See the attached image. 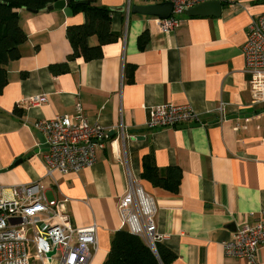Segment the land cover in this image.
Returning <instances> with one entry per match:
<instances>
[{"label":"crops","instance_id":"crops-1","mask_svg":"<svg viewBox=\"0 0 264 264\" xmlns=\"http://www.w3.org/2000/svg\"><path fill=\"white\" fill-rule=\"evenodd\" d=\"M95 2L112 11L114 35L95 60L69 59L67 31L84 24L83 14L19 12L26 40L19 58L5 67L8 83L0 95L4 195L14 186L41 183L49 200L68 199L74 227L97 225L90 264H104L122 230L118 204L131 176L156 202L160 244L176 255L173 264H247L226 256L223 243L241 227L264 222V106H251L243 53L252 20L264 15V0H226L219 17L185 13L169 32L161 19L133 13L143 4L132 0L128 14V0ZM88 43L97 46L98 38ZM61 65L68 71L54 74L51 68ZM42 95L48 102L41 107L22 104ZM221 102L228 107L224 123L215 113ZM78 104L91 123L107 130L104 148L93 167L48 176L46 148L34 125L75 115ZM162 105H191L208 125L149 129L150 110ZM237 124L243 128L236 130ZM121 126L136 137L119 138ZM146 158L162 176L172 167L182 171L178 193L143 177ZM259 258L264 264V246Z\"/></svg>","mask_w":264,"mask_h":264},{"label":"built area","instance_id":"built-area-1","mask_svg":"<svg viewBox=\"0 0 264 264\" xmlns=\"http://www.w3.org/2000/svg\"><path fill=\"white\" fill-rule=\"evenodd\" d=\"M151 5L171 3L172 15L162 20V28L169 32L181 22L179 16L198 5L226 0H141ZM132 0H128V14ZM246 73L251 81V106H264V15L252 20L248 41L243 49ZM47 95L29 98L27 108L47 104ZM217 120H228L227 104L221 102L215 110ZM248 121V120H246ZM207 126L208 122L191 105H162L150 110L149 129L176 128L183 125ZM45 139L44 158L47 175L58 171L64 175L93 167L98 149L104 148L107 130L99 123H91L82 105H76L75 115L57 116L35 123ZM243 128L237 124L236 130ZM245 128V127H244ZM119 138L133 139L124 126ZM114 143V142H113ZM112 143V144H113ZM0 264H90L98 250V227H74L71 223L68 199L49 200L41 183L18 185L4 195L0 186ZM119 211L122 229L143 238L154 251L162 237L157 233L154 198L146 193L138 181L128 178V188L121 198ZM264 246V222L245 225L235 237L223 243L228 257L243 259L247 264H261L259 254ZM50 253H55L49 256Z\"/></svg>","mask_w":264,"mask_h":264},{"label":"trees","instance_id":"trees-1","mask_svg":"<svg viewBox=\"0 0 264 264\" xmlns=\"http://www.w3.org/2000/svg\"><path fill=\"white\" fill-rule=\"evenodd\" d=\"M61 0H0V95L8 83L6 65L19 58V47L25 42L26 35L20 26L19 12L22 9L41 12ZM74 14L85 16L84 24L68 28V39L73 53L69 59L83 56L87 60L99 59L102 46L114 39L111 31V12L100 7L95 0L82 3L78 0H66ZM98 38L97 46H90L91 37ZM54 74L68 71L66 65L52 67ZM143 177L155 186L178 193L182 180V171L178 167L169 168L162 176L150 158L144 160ZM157 255L147 242L132 235L127 229L115 233L111 249L104 264H173L176 255L167 247L156 243Z\"/></svg>","mask_w":264,"mask_h":264},{"label":"water","instance_id":"water-1","mask_svg":"<svg viewBox=\"0 0 264 264\" xmlns=\"http://www.w3.org/2000/svg\"><path fill=\"white\" fill-rule=\"evenodd\" d=\"M85 3V2H83ZM222 8L223 4L219 2H209L205 4L198 5L194 8L189 9L186 12V15L190 17L194 16H214V17H219L222 14ZM23 11H29L31 13H39L38 11L34 10H27V9H22ZM56 10H61L65 13L67 17H72L74 15L73 10L70 8L69 3L66 0H61L54 5L48 7L46 10L41 11V13H49L53 12ZM118 10V9H114ZM173 12V5L171 3H164L161 5H145V6H135L133 8V13L139 14V15H144V16H149V17H157L161 20L163 19H168ZM237 117H229V119H236ZM40 142L43 147H45V139L42 134H40ZM155 254L157 255V251L154 250ZM55 253H50L49 256L54 255Z\"/></svg>","mask_w":264,"mask_h":264},{"label":"rangeland","instance_id":"rangeland-1","mask_svg":"<svg viewBox=\"0 0 264 264\" xmlns=\"http://www.w3.org/2000/svg\"><path fill=\"white\" fill-rule=\"evenodd\" d=\"M135 4L139 3V4H143V5H151L149 3H144L141 0H133Z\"/></svg>","mask_w":264,"mask_h":264}]
</instances>
